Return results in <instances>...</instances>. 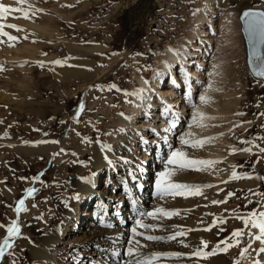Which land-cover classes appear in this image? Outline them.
<instances>
[{"label":"rangeland","instance_id":"obj_1","mask_svg":"<svg viewBox=\"0 0 264 264\" xmlns=\"http://www.w3.org/2000/svg\"><path fill=\"white\" fill-rule=\"evenodd\" d=\"M140 1L24 0V3H19V0H1L0 3L12 9H24L28 12V17L25 18L21 11H11L0 18L3 21L0 24L4 25L3 31L17 37L16 41H9L7 37L1 36L7 42L0 46V51L8 54L5 48L9 44L22 47L24 44L33 43L36 45L32 49L36 52L34 51L33 58L31 56L28 58V54L25 55L27 56L25 61L7 62L1 59H11L8 55L0 57V224L7 226L10 220L16 218V202L25 195L26 188L33 186L31 179L22 180L21 177L31 178L41 173L43 175L41 176L42 183L35 184V187L39 189L35 197H29L25 201L28 210L19 213L22 238L15 241L14 248L10 250L13 254L6 255L0 264L38 263L31 248L43 247L42 237L47 231L63 225L64 215L77 201L71 197L77 193L74 181L78 178L82 180L85 176L95 174L92 181L97 178L93 181L97 188L100 186H97L98 180L101 186L107 184L105 181L107 174L104 169L99 170L94 166L91 150L95 141L102 140L103 143H109L111 133L120 134L122 129L126 131L123 126L119 131L120 125L115 117L124 114L133 116L131 107L136 105V99L135 96L126 97L121 90L133 92L143 89L142 83L137 78L138 75H144L150 82H153L160 73V58L168 57V49L173 48L179 51L182 49V44L186 45L191 42L200 43L202 48L194 50L196 53L187 54V57L191 59L199 57L204 60L203 65H189L195 69L197 65H200L198 72L204 76L202 79L200 75H189L193 84L196 85V95H199L198 89L201 86L207 89L209 87L210 90H207V95L204 96L206 99L203 101L199 96H196V101L193 97L194 105L200 106L199 110L191 114H189L190 109L182 111L180 113L182 117L180 115L178 121V125H181L172 129V134L165 144H171L172 148H179L186 152L188 158L191 159L219 161L202 170L177 169L171 176V180L177 183L213 185V187L203 188L202 195L161 198L155 195L154 189L157 172L154 169V172L150 173L155 158L146 160V169L143 167L141 169L143 163L134 165V168H140L143 172L146 170L145 174L136 173V176L141 179L143 175H146L150 177L148 181L151 182L150 187H147L150 196L147 195L148 200L146 199L150 206L142 212L160 207L166 210H179L180 213L163 219L143 217L144 223L155 224L157 227L139 228L138 231L146 235L158 236L172 234L180 228L187 232L185 236L178 237L175 241H147L142 236L136 239L142 245H147L142 249L143 253L161 251L185 254L178 257L159 258L169 264H208L207 258L190 255L194 249L201 247V239L208 242L205 251L211 252L218 241L229 237L234 229L244 228L243 221L237 219V216L254 208L264 210L258 209L257 206V202L264 203V200L259 195H253V193H264V180L259 178L264 177V153L258 152L255 148H252V151H242V149L252 147V143H258L264 147V140L258 139L264 137V115H260L264 113V82L258 83L248 68L239 19L240 10L243 7L264 9V0H147L141 8L136 9L134 18L136 21L132 25L133 13L126 10L131 11ZM211 4L215 6L213 13L207 11L208 5ZM37 9L42 11H36ZM197 9L211 13L210 17L215 24V27L214 25L210 27V34L203 36L204 40L192 34L197 25L196 16L199 12ZM7 21L11 22H8V25H17L21 30L17 31L7 27ZM26 23L29 25H40L41 23L42 27L44 25L46 28L55 30L53 37L41 35L34 27L25 25ZM201 25L209 27L208 22ZM205 37H210L212 41H208ZM216 37L220 38L219 45L213 40ZM64 41L79 46L80 44L84 47L88 46V48L95 45L105 47L100 48L96 53L89 51L86 56L95 59L103 68L109 66L110 72L108 71L105 75L100 73L98 77L95 75L85 81L71 82L66 78L54 79L49 74L50 72H46L47 65L43 63L41 66L38 62H43L44 56L50 54L54 55V58H60L61 61H64L67 54L71 55L70 52L76 55L77 48L66 47ZM24 64H27V67ZM181 64L178 58L172 61L175 72L181 69ZM209 73L212 79L209 78ZM27 75L31 80L29 86L25 83ZM160 78L162 82L172 81L171 75L165 74ZM187 91L186 85L180 86V93L185 95ZM33 100L36 103L47 104L50 110L48 111V108L39 109ZM80 100H82V109L79 107ZM158 104L165 106V103L161 101H158ZM197 113H203L202 120L199 116L196 120L193 119ZM150 118L148 120L152 122L151 126L156 131L153 132L151 127L145 131L148 135L156 136V132H160L156 125L161 123V117L158 115V117ZM140 131L142 133L144 130ZM189 133L191 135H185ZM182 135L190 140L213 139L207 140L202 147L193 148L181 144ZM137 138L140 139V136L138 135ZM12 141L13 145L15 143L36 142L38 144L40 141H60L65 143L63 147H60L65 151L55 157L53 154L59 152V148L52 153L30 156L21 153L23 150L21 151L20 147L15 148L16 146L11 144ZM241 141L252 143H241ZM139 143L142 151L139 149L137 156L147 151L145 149H147L148 142ZM152 144H154L153 147L146 152V155L156 157L158 142ZM164 149L166 151L159 150L161 153H168L169 145ZM137 156L133 159L134 161L138 158ZM139 161L143 162V159ZM159 164L158 159L155 168L161 171L165 165L162 163L160 166ZM233 171L241 176L248 174L252 178L229 180ZM119 172L123 171L119 170L116 173L120 188L115 187V191L116 195L122 192V197L117 196L112 205L118 208V205L125 204V208L129 209L131 199L128 201L130 196L127 193L129 189L126 187L132 188V183L139 180H130L128 177L126 180H129V183H125L126 180H123V177L122 180L120 179ZM143 182L149 186V183ZM133 189L140 192L135 187ZM229 192L235 195L228 198L226 203L219 205L211 203L213 200H225ZM133 194L140 195L141 193ZM137 197L139 196H134L132 200L134 198L137 200ZM249 199L253 201L252 204L248 203ZM88 204L90 210L92 206L108 203L106 201L102 203L100 198V201H89ZM33 205L36 206L33 207ZM232 210H236L235 214ZM111 212L113 214V209ZM134 218L130 220V223H135ZM221 218L226 223L217 224L209 231H215L216 235L206 237L201 235L206 231L205 228ZM104 221L106 222L104 226L116 227L113 224L109 225L107 215ZM175 226H180V228ZM72 227L70 225V228ZM188 229L198 230L187 231ZM221 229L224 230L221 231ZM252 231L258 232L257 229H252ZM6 235V227H0V240ZM131 235H126L121 242L125 248L128 246L127 241ZM179 239L183 243L179 242ZM249 240L248 230L245 229L239 246L230 247L227 252H219L215 255H228L229 264H234L235 260H239L240 264H252L254 258H259L252 249H249L243 258L240 256L241 248L245 247ZM229 242L232 243V241ZM259 247L257 242L253 243V249ZM92 249L97 250V247L92 245V248L87 250L92 251ZM127 259L125 258L124 261ZM121 263L117 259V264Z\"/></svg>","mask_w":264,"mask_h":264},{"label":"bare ground","instance_id":"obj_2","mask_svg":"<svg viewBox=\"0 0 264 264\" xmlns=\"http://www.w3.org/2000/svg\"><path fill=\"white\" fill-rule=\"evenodd\" d=\"M147 0H141L138 6L135 8L129 10V13H133V25L135 24L136 19V9L142 7L143 3L146 2ZM156 1V0H154ZM218 1V0H215ZM1 2V0H0ZM156 4V3H155ZM215 6L213 4L208 5L207 11L212 12L214 11ZM211 13H206L205 10L202 11L200 10L197 13L196 20H197V25L194 27V31H192L193 36L198 35V37L201 38V40H204L203 36L210 34L211 31L210 27H212L215 24L213 22L212 17H210ZM9 18V17H8ZM7 18V19H8ZM2 20H0L1 22ZM3 22V21H2ZM5 22V21H4ZM7 21V25L9 24ZM209 23V27H203V23ZM6 23V22H5ZM11 23V22H10ZM199 23V25H198ZM28 27H34V29L38 30L41 35H46L47 37H53V32L55 30H52L50 28H46L41 26L39 24H30L26 23ZM134 29V28H133ZM36 34V33H35ZM57 36V35H56ZM45 37V36H44ZM208 41H212L210 37H205ZM219 37H216L213 39L216 41V44L219 43ZM223 40V39H222ZM225 40V39H224ZM40 41V40H39ZM44 41V40H43ZM7 42L6 39L1 38L0 36V46L2 44L5 45ZM64 45L68 48H77V53L74 55V52H70L71 55L67 54V56L64 59V64L63 66L60 65H55L52 64V61H55L60 58H54V55H46L42 59L43 63L47 65V70L48 73L54 78V79H59V78H66L70 80L71 82H74L76 80H88L91 77L98 74L105 75L108 71L109 66L107 67H101L99 66L98 62H96L95 59L87 57V53L91 51L92 53H96L97 50L100 48H105L100 45H95L93 47H84L83 45L80 44H70L67 41H64ZM36 44L33 43H28L24 44L22 47H16L13 44H9L6 46L8 54L2 53L0 51V57L1 55L4 56H9V60L7 59H1L5 61H17V60H24L25 57L31 56L36 52L33 50V46ZM83 46V47H82ZM4 47V46H3ZM1 47V48H3ZM182 49L181 50H176L173 48L168 49V57L167 58H160V63H161V69L159 70L160 73L157 75V79L153 80V82H150L148 78L144 75H138L137 78L138 80L142 83L143 89H148L149 91L146 93L147 99L146 100H140L138 97H135L136 105H132L131 107V112L133 113V116H128L127 114H124L123 116H118L115 117L116 121L119 123L120 128L119 131L124 127L126 128V131L122 129V132L120 134L116 133H111V138L109 139V143H103L102 140H97L94 142L93 149L91 150L92 157H93V164L99 170L104 169L107 174V177L105 179L106 185L101 186L100 181H97V186L93 184V181L96 180L95 178L92 181V177L96 176H85L83 178L85 179H77L75 182L74 187L76 188V192L80 194V199L75 201V204H73V207H71L66 214L64 215V223L62 226H59L57 228H54L50 230L49 232L47 231L46 235L42 237V242H43V247H32L31 249L33 250L36 259L38 260L37 264H117V259L119 258L120 261L123 264L124 259L128 258L123 255L125 251V245L122 244L121 242L125 239L126 235H130V228L134 226L135 223H130V220H132L133 217L140 218L138 216V212L143 211L145 208H148L150 205L146 202V199L148 200L147 195L150 196L148 192V188L151 185V182L148 181V178L146 175H143L141 179L138 178L139 181H135V183H132V188L126 187L129 189L127 190L128 195L130 198V208L126 209L125 204H120L118 205V208L115 206L113 207L112 203L113 200L117 199V196L122 197V192L116 195V189L115 187H118V182L116 178V173L119 170H122L123 172H119L118 175L121 176V180L123 177V180H126L128 178V173L130 170L135 171V173H146V170L144 172L140 170V168H134V165H138L140 163H143L144 165L141 166L143 168H147L146 166V160L147 159H153L155 158L154 165L152 167V170H150V173L154 172V169L156 172L158 171V168L156 169V162H159L162 164V160L166 159L168 156L167 152L161 153L160 150L166 151L164 147L168 146L169 144H165L167 140L165 141L162 139L163 136L167 135L169 138L172 132L170 133H165L164 129L168 127V123L170 119H176L178 117V121L180 119V113L182 111H186L190 109V113H196L200 106L197 105L195 106L193 100L196 101V96H205L207 95V90L210 88L208 87H200L199 90V95H196V85L193 84L190 79L189 75H200V77L203 79L204 76L198 72V67L200 65L204 64L203 58L195 57L191 59L190 57H187V54L189 53H196L197 50L202 48L200 43H195L191 42L189 44H182L181 45ZM33 48V49H32ZM86 48V49H85ZM36 49V48H35ZM204 49V47H203ZM1 50V49H0ZM88 50V51H87ZM196 50V51H194ZM35 51V52H34ZM98 53V52H97ZM28 54V55H27ZM46 54V53H45ZM27 55V56H25ZM37 55V54H36ZM3 56V57H4ZM199 56V54H198ZM17 58V59H13ZM6 58V57H5ZM33 58V57H32ZM36 58V56H35ZM42 58V57H41ZM178 58L181 61V69L178 70L177 72L174 71V67L172 66V61L174 59ZM31 59V58H30ZM28 61V59H27ZM162 61V62H161ZM32 62V61H31ZM188 62V63H187ZM28 64V62H27ZM26 64V65H27ZM195 65V64H200L197 65V69L190 67L189 65ZM25 65V64H24ZM23 65V67H24ZM25 65V66H26ZM211 65V63H210ZM27 67V66H26ZM22 68V67H20ZM174 68V69H173ZM200 68V67H199ZM219 68V67H218ZM31 69V68H30ZM25 70V69H24ZM169 70H172L169 72ZM219 71V70H218ZM27 72V71H25ZM29 72V71H28ZM28 74V73H27ZM171 75L172 81H163L160 78L163 75ZM25 75V73H24ZM211 74L209 73V76ZM27 75L25 83L30 84V76ZM100 76V75H99ZM198 76V78H200ZM161 80H160V79ZM211 78V76L209 77ZM212 79V78H211ZM158 82H157V81ZM146 81L148 83H146ZM212 81V80H211ZM24 82V81H23ZM156 82V83H155ZM25 85V84H23ZM186 85V89L188 90L185 95L180 93V86ZM83 86V85H82ZM85 86V85H84ZM28 88V87H27ZM84 88V87H83ZM29 90V89H27ZM75 95V94H74ZM193 97H195L193 99ZM193 99V100H192ZM158 101L164 102L165 106L159 105ZM34 103H36L35 100H33ZM184 102V103H182ZM95 103V102H94ZM37 107L39 109H46L48 108V111L50 110V107L47 104H42L40 102L36 103ZM203 104V103H202ZM166 106H171L172 112L174 113V116H164L162 115L163 109ZM178 106V107H176ZM188 106V107H186ZM202 106V105H201ZM159 108V109H158ZM202 108V107H201ZM198 109V110H197ZM160 110V111H159ZM160 115L161 117V123L157 124L156 127L160 130V132H156V136L154 134L148 135V132L145 131L148 129V127H151L153 130L152 122L149 121L148 119L150 117H158ZM182 117V115H181ZM193 117V116H191ZM170 118V119H168ZM135 119V120H134ZM151 119V118H150ZM156 119V118H155ZM167 119V120H166ZM179 122H177L178 125ZM181 125V124H179ZM178 125V126H179ZM123 126V127H122ZM140 130H144L142 133ZM128 131V132H127ZM129 131H131L129 133ZM147 134V135H146ZM140 136V139L137 138V136ZM154 138H150L153 137ZM149 137V138H148ZM186 138V137H185ZM148 142L146 144L145 150L149 151L151 147H153L154 144L153 142H158V148L156 152L157 155L153 156H147L146 152L143 155H138V150H141V146L139 142ZM151 141H153L151 143ZM59 143H46V144H36V143H26V144H17L15 143L13 145V141L11 144L13 146H16L15 148H21V153H25L30 156H37L38 154L41 153H46V152H55L58 148L63 147L65 143H62L58 141ZM137 142V143H134ZM170 142V141H169ZM10 143V142H8ZM10 144V145H11ZM107 144L110 146V150H105L102 151V145ZM164 144V145H163ZM179 144V143H178ZM11 145V146H12ZM134 149V150H133ZM160 149V150H159ZM179 149V148H178ZM20 150V149H19ZM133 150V151H132ZM130 151H132L130 153ZM142 151V150H141ZM139 151V152H141ZM127 152V153H126ZM56 153V152H55ZM137 154V155H136ZM149 154V153H147ZM154 154V153H152ZM135 155V156H134ZM105 156L108 157V159L112 160V164H109L108 161L105 159ZM136 156L139 159H143V162H140L139 159L133 160L136 158ZM1 157V156H0ZM51 164V163H50ZM159 164V165H160ZM157 165V166H159ZM161 166V165H160ZM125 171V172H124ZM128 171V173L126 172ZM127 174V175H124ZM117 175V176H118ZM102 176V174H101ZM150 176V174H149ZM152 176V175H151ZM146 179V180H145ZM108 181V182H107ZM143 181H146V183H149V186H146ZM251 181V180H250ZM112 182V183H111ZM249 182V181H248ZM115 184V185H114ZM136 184L141 185V187H135ZM121 186V185H120ZM139 189H144V191L140 195H134L133 193H138L137 190L133 188ZM148 187V188H147ZM120 188V187H118ZM125 188V189H126ZM98 191V192H97ZM136 196L138 200V204L132 203V198ZM146 196V197H145ZM152 196V195H151ZM155 196V195H153ZM104 202L106 201L108 204L105 205H97V206H92V208L89 210L88 208V202H97V201ZM157 199V198H156ZM153 199V200H156ZM122 200V199H121ZM124 202H126V199L123 198ZM127 201V202H128ZM112 205V206H111ZM101 208H103V220H100L98 218V213L101 211ZM113 209V214L111 210ZM124 212H122V211ZM107 215L109 225L112 226V224L116 227H106L105 217ZM131 218V219H130ZM128 222V224H127ZM70 225L73 227L70 228ZM237 225V223H236ZM200 233V232H199ZM211 233V234H209ZM203 237H206L207 235H216L215 231L212 232H203L201 233ZM138 237V236H137ZM209 238V237H208ZM180 240V239H179ZM181 241V240H180ZM258 245H260L259 241H256ZM92 245L94 247H97V250L92 249V251H88L87 249L92 248ZM40 246V245H39ZM127 246V245H126ZM261 246V245H260ZM119 252L120 255L117 256L116 253ZM150 252V251H149ZM154 252V251H153ZM161 252V251H160ZM145 253V252H144ZM143 253V254H144ZM150 253H145V255H150ZM207 259L209 260L208 264H229V258L228 255H213V256H208ZM259 259L264 261V254H261L259 256ZM159 259L156 264H169L167 261ZM178 261V260H177ZM180 261V260H179ZM172 262V261H171ZM175 262V261H173Z\"/></svg>","mask_w":264,"mask_h":264},{"label":"snow or ice","instance_id":"obj_3","mask_svg":"<svg viewBox=\"0 0 264 264\" xmlns=\"http://www.w3.org/2000/svg\"><path fill=\"white\" fill-rule=\"evenodd\" d=\"M19 3H24V0H19ZM11 11H21L24 13L25 18L28 17V12L25 11L24 9L22 8L12 9L9 6L0 3V18H3L5 14ZM36 11H42V10L37 9ZM197 11H199V9H197ZM34 14L35 13H33V15ZM243 19L245 20L246 31L249 33V39L251 44V50L249 53V64L251 66V72L254 75V77L257 78V82L261 83L264 82V51L261 50L262 48H264V11L251 10V9L246 10L243 13ZM7 27L14 28L17 31L21 30L17 25L14 24L7 25ZM3 28L4 25L0 24V36L7 37L9 41L17 40V37L12 36L8 32L3 31ZM38 63H40L41 66H43V62H38ZM51 63L60 66H63L64 64V62L59 59L52 61ZM146 83L148 82L146 81ZM112 87H116V86L112 85ZM121 91H123L126 97L135 96L138 97L140 100H146L148 98L146 93L149 90L138 89V90H134L133 92H128L127 90H121ZM200 99L203 101L206 98L204 96H201ZM128 102L131 103V101ZM79 107L82 109L83 105L81 104ZM162 115L169 117L174 116L171 106H166L163 109ZM260 115H264V113H260ZM197 116H199L201 120L203 119V113H197L196 115H194L193 119L196 120ZM177 122H178V117L176 119H170L168 123V127L164 129V132L165 133L171 132L172 129L176 128ZM152 131L155 132L156 130L153 129ZM5 135H7V133H5ZM185 135H191V134L189 133ZM185 135H182L180 138L181 144L193 148L202 147L207 140L213 139V138H204L201 140H190L185 138ZM162 139L166 141L168 139L167 135L163 136ZM258 139L264 140V137H259ZM49 142L59 143L58 141H40L39 143H49ZM241 143H252V142L241 141ZM169 148L170 151L168 153L167 159L165 160L161 158L162 163L165 165L163 170L155 174V180H154L155 195L161 198L166 196H172V197L195 196V195H202L203 188L213 187V185H188L184 183H177L171 180V176L174 175L177 169L202 170L216 163H219V161L191 159L188 158L186 152L180 149L172 148L171 144H169ZM252 148H255L260 153H264V147H261L260 144L258 143H252V147L242 149V151H252ZM105 150H110V146L107 144H103L102 151ZM64 151H65L64 149H60V151L54 153L53 156L55 157L61 155L62 153H64ZM105 159L108 161L109 164L113 163L112 160L108 159L107 156H105ZM42 175L43 174L41 173L31 178L21 177L22 180L31 179L33 186L26 188L24 190L25 195L16 202V207H15V212L17 213L16 218L10 220V223L7 226L0 224V227H6V231H7V235L2 240H0V261H2L6 255L13 254L10 250L14 248L15 241L19 238H22L21 226L19 223V213L21 211L28 210L25 201L29 197L34 198L35 194L39 191V189L35 187V184L37 182L42 183L41 180ZM128 177L130 178V180L138 179L135 171L133 170L129 171ZM239 178L251 179L252 177L249 176L248 174H244L243 176H241L235 171H233L229 180H234ZM259 178L264 180V177H259ZM82 179L87 180V178H82ZM125 183H129V180H126ZM225 183H227V181H225ZM135 187H141V185L136 184ZM234 195L235 193L229 192L225 197V200L222 201L213 200L211 201V203L213 205L226 203L228 198ZM253 195H259L261 196L262 200H264V193H253ZM71 198L75 200H79L80 194L79 193L73 194ZM132 203L138 204V200L134 198L132 200ZM248 203L252 204L253 201L249 199ZM35 206L36 205H33V207ZM257 206L258 209H264V203L257 202ZM232 211L233 214H235L236 210H232ZM179 214H180L179 210H166L160 207H157L154 210L147 212H142V211L138 212V216L141 218L135 219L134 226L130 228V232L132 235L128 239L127 241L128 246L126 247L123 253V255L128 257L129 259L125 260L123 264H156V262L159 261L160 257H178L185 255L184 253H180V252H153L150 255H145L143 254L142 249L144 247H147V245H142L140 241L136 239L137 236H142L147 241H162V240L175 241L177 240L178 237L185 236L187 232L183 228H180V226H175L177 228H180V230L174 231V233L166 236H158L151 234L146 235L144 232L138 231L139 228L151 229L157 227V225L155 224L144 223L142 219L143 217H151L153 219H163L165 217L170 218L172 216ZM97 215L100 220H103V208H101V211ZM236 218L243 221L244 228L234 229L229 237H226L223 241H218L217 245L215 246V248L211 250V252L205 251V249H207L208 242L201 239V247L194 249L190 253V255L197 258H207L209 255H215L218 254L219 252H227L230 247L239 246L241 244L242 237L245 234V229L248 230V235L250 237V240L245 247L241 248L240 251L241 258H243L244 255L249 252V249H252L256 253V257H259L261 254H264V210H257L256 208H254L242 215L237 216ZM223 223H226V221L221 218L218 221H216V223L205 228L204 230L211 231L212 227L217 226V224H223ZM252 229H257L258 232L254 233ZM194 230H198V229H188L187 231H194ZM223 230L224 229H221V231ZM229 241H232V243H230ZM256 241H259L261 246L259 248L253 249L252 248L253 243H255ZM179 242L183 243V241H179ZM221 245H223V247H221ZM116 255L119 256L120 253L117 252ZM234 264H240L239 260H235ZM252 264H264V261H262L259 258H254Z\"/></svg>","mask_w":264,"mask_h":264},{"label":"water","instance_id":"obj_4","mask_svg":"<svg viewBox=\"0 0 264 264\" xmlns=\"http://www.w3.org/2000/svg\"><path fill=\"white\" fill-rule=\"evenodd\" d=\"M149 1H153V0H149ZM138 6V5H137ZM141 8V7H140ZM139 9V8H138ZM137 9V10H138ZM258 10V11H264V9L262 8H258V7H243L241 10H240V15H239V19H240V23H241V31H242V35H243V39H244V43H245V48H246V62H247V65H248V68L251 72V66L249 64V53H250V50H251V44H250V39H249V33L246 31V25H245V20L243 19V13L244 11L246 10ZM127 12H129V9L126 10ZM133 23V21H132ZM133 25V24H132ZM133 27V26H132ZM131 31H132V28H131ZM262 51H264V48L261 49ZM252 73V72H251ZM253 75V74H252ZM254 76V75H253ZM256 78V77H255ZM257 79V78H256ZM82 103V100H80V104L79 106L81 105ZM21 199V198H20ZM19 199V200H20Z\"/></svg>","mask_w":264,"mask_h":264}]
</instances>
